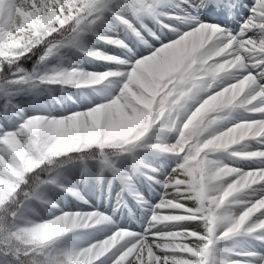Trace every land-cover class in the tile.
Wrapping results in <instances>:
<instances>
[{
    "label": "snow or ice",
    "instance_id": "1",
    "mask_svg": "<svg viewBox=\"0 0 264 264\" xmlns=\"http://www.w3.org/2000/svg\"><path fill=\"white\" fill-rule=\"evenodd\" d=\"M84 56L114 63L86 70ZM74 73L104 74L106 86L93 89L99 102L55 115L15 99L74 86ZM222 109L248 115L227 121ZM0 117V264H264V0H0ZM137 148L175 163L165 173ZM123 154L131 169L112 159ZM89 157L100 162L97 182L105 169L109 184L119 181L118 201L127 190L148 209L142 231L47 195L44 186L54 185L84 200L60 169ZM138 175L159 186L156 203L138 190ZM60 217L78 223L37 238L41 224ZM238 235L259 246H221Z\"/></svg>",
    "mask_w": 264,
    "mask_h": 264
},
{
    "label": "rangeland",
    "instance_id": "2",
    "mask_svg": "<svg viewBox=\"0 0 264 264\" xmlns=\"http://www.w3.org/2000/svg\"><path fill=\"white\" fill-rule=\"evenodd\" d=\"M247 3L248 0H245ZM241 14L238 19H243ZM231 27L232 25H228ZM238 26V25H237ZM122 35V33H121ZM94 39V38H93ZM95 47L103 48L106 52L121 56L122 50L119 46H114L112 44H105L102 41H95ZM65 56L71 60H76L78 53H73L72 50H66ZM82 65L86 70H103L105 65L111 67L114 62H105L101 59L90 58L84 56L81 58ZM55 59H50L49 64H54ZM67 63V59L64 61ZM101 86L100 89L106 86V81H101L99 84L90 85V86H79V89H82L86 92L87 96L91 99H99V97L93 92V89ZM71 96L75 97L76 92L71 90ZM33 95V96H32ZM65 95L58 88H50V91L41 89L39 93L31 94L29 92H21L15 96V99L20 102L25 111H31L33 105H45L47 106L53 114L60 115L62 110H68L70 108H75L73 104L69 101L61 98ZM102 98V97H101ZM58 100V101H57ZM218 115L223 116L227 121L239 120L247 117V113L242 110H228L222 109ZM2 119V117H0ZM223 121H220L222 123ZM173 137L168 136V141L170 142ZM223 150H218V153H222ZM143 160L150 164L153 168L161 169L163 172H167L171 166L175 163L174 160L170 159L168 155L160 154L157 150L148 149L145 153ZM132 161L124 159L120 162L119 166L124 169H131ZM235 166L238 168H243L250 164V161L247 160H236L233 161ZM90 174H83L82 169L73 167L68 169L61 174V182H72L74 185L81 188L82 195L84 200H80L70 193L64 192L61 189L57 188V191L60 192V195L55 198V201L59 204H62L64 201L72 207L74 210H90L95 207L96 210L103 211L105 214H108L112 217V220L121 225L128 226L131 230L140 232L144 229L147 220L149 211L146 207H142L141 202L137 201L127 190L121 192L120 200H117V192L120 191L121 185L118 180L112 179V183L109 184V177H103L97 182L95 179L96 169L94 167L89 169ZM66 178V179H65ZM136 186L140 193H142L147 199L151 200L153 203H156L159 200V186L151 184L144 176L138 175L136 177ZM84 201H87L85 203ZM105 222H102L101 225H93L94 229L98 227H105ZM239 243L244 246L255 245L259 246L258 242L251 240L249 237L236 236L234 238L226 239L222 242V247H231L233 244ZM226 253L220 252L218 255H225Z\"/></svg>",
    "mask_w": 264,
    "mask_h": 264
},
{
    "label": "trees",
    "instance_id": "3",
    "mask_svg": "<svg viewBox=\"0 0 264 264\" xmlns=\"http://www.w3.org/2000/svg\"><path fill=\"white\" fill-rule=\"evenodd\" d=\"M31 64L32 62L31 61H27L25 63V66L26 67H31ZM50 87H59V88H66L67 89V94L68 95V101H70L72 104H74L75 108H71V109H68V110H63L61 112V114H65L67 112H70L72 110H75L77 107H80V108H83V107H86L88 105V102L90 101L89 98L85 95V93L82 92V90H80V93L78 94V98H70L69 96V90L71 89H74L75 86H72V85H69V86H64V85H59V84H54V85H49V88ZM83 94V95H82ZM80 101L83 102V105H80ZM75 102V103H74ZM60 114V115H61ZM168 135H171L174 137L175 133H168ZM149 142H155V141H149ZM147 151L146 148H137L135 150V155L139 158H143V154ZM112 159L116 160V163L118 164L119 166V163L124 160V159H131L132 160V157L131 155H128V154H123V155H120L119 157H113ZM73 165H76L78 167H84L85 165L87 167H90V166H94L96 168V171H98L100 169V162L99 160L95 159V158H87L85 159V161L83 162V164L79 161V160H75L73 161L72 163L70 164H65V165H62L61 169H60V172H63L66 168H70L72 167ZM120 167V166H119ZM43 175V174H42ZM102 176H111L110 175V171H108L107 169L104 170ZM45 187V190H46V193L49 197H51L54 201H55V198L58 196L57 192H55L56 190V187H54V185H46L44 186ZM60 195V194H59ZM56 202V201H55ZM57 203V202H56ZM59 204V203H57ZM62 207H65L66 209H71L68 204L66 202H63L62 204H60ZM73 209V208H72ZM74 210V209H73ZM41 214L42 215H46L45 212L41 211ZM74 231H79V232H83L85 234L87 233H91L93 231H95V229L90 226L89 228H86V229H80V230H74Z\"/></svg>",
    "mask_w": 264,
    "mask_h": 264
},
{
    "label": "clouds",
    "instance_id": "4",
    "mask_svg": "<svg viewBox=\"0 0 264 264\" xmlns=\"http://www.w3.org/2000/svg\"><path fill=\"white\" fill-rule=\"evenodd\" d=\"M73 80L77 81V84L74 86H90L92 84H99L101 81L104 80V74H85V73H74L71 77ZM63 102V98H61V101ZM145 103H150V101H146ZM199 111V109L197 110ZM196 116V113H193V116L189 118L191 121L194 117ZM215 119V118H213ZM36 121H30V126H36ZM202 124H205L207 126L211 122H205L201 121ZM59 145H55L53 147V150H55ZM224 195H228V192L226 191ZM78 223L77 219L75 217L69 219L67 217H60L55 221L47 222L44 224H41L37 231H36V236L38 239L44 240L47 239L49 236L54 235L57 232L64 231L68 227H71L72 225H75Z\"/></svg>",
    "mask_w": 264,
    "mask_h": 264
}]
</instances>
